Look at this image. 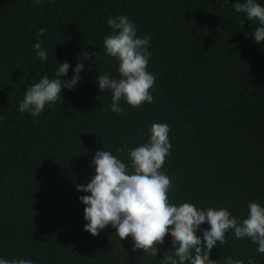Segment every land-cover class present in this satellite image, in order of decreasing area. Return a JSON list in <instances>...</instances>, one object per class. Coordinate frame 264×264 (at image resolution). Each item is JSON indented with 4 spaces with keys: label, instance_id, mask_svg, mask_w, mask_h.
Segmentation results:
<instances>
[{
    "label": "trees",
    "instance_id": "1",
    "mask_svg": "<svg viewBox=\"0 0 264 264\" xmlns=\"http://www.w3.org/2000/svg\"><path fill=\"white\" fill-rule=\"evenodd\" d=\"M233 2L0 0V256L35 264H161L172 251L171 233L157 255L132 250L131 237L120 240L110 225L91 235L77 199L87 193L75 188L93 174L97 149L127 163L128 148L147 139L154 121L172 125L162 167L172 175L174 199L227 206L239 217L247 201L264 204V43L251 36L258 21ZM116 14L150 36L147 68L155 75L153 101L133 107L121 99L123 113L109 109L111 92L96 80L119 75L102 45L111 31L106 19ZM38 37L47 50L43 63L32 48ZM82 51L90 57L76 86L62 87L37 116L18 111L29 83L51 78L64 59L74 66ZM209 255L216 264L229 256L264 264L250 238L231 232Z\"/></svg>",
    "mask_w": 264,
    "mask_h": 264
},
{
    "label": "clouds",
    "instance_id": "2",
    "mask_svg": "<svg viewBox=\"0 0 264 264\" xmlns=\"http://www.w3.org/2000/svg\"><path fill=\"white\" fill-rule=\"evenodd\" d=\"M227 4V0H221ZM34 4L41 0H33ZM236 12H244L251 22L258 21L251 36L257 43H264V2L262 0H234ZM110 33L104 36L103 51L117 61L118 76L108 72L96 75L100 91L111 92L109 109L123 113L119 103L123 99L133 107L144 102L151 103L155 75L147 68L152 52L150 36L138 35L135 23L127 14L110 15L106 19ZM38 32H46L40 27ZM35 56L41 63L47 60V50L40 38L33 43ZM77 55V62L70 65L67 59L60 61L50 78L39 76L23 91L18 111L31 116L40 114L45 106H51L61 96V89L76 86L85 69L84 60L89 52ZM95 55V53H94ZM72 67V76L67 77ZM61 77H66L63 81ZM0 119H3L0 116ZM171 122L154 121L148 129L144 142L127 150L128 162H124L111 150L97 149L90 160L93 174L86 183H77L81 194L77 199L83 204V230L91 235L111 226L121 239L131 237L132 250L146 249L147 253L160 252V246L171 233L172 247L161 258V264H216L210 258V250L217 243L225 242V234L235 238L248 237L256 245L258 253H264V204L257 200L247 201V214L234 215L227 206H197L191 201H177L170 194L174 181L170 172L162 166L171 151ZM208 227H201L203 224ZM0 264H35L24 258L7 259L0 256ZM223 264H244L241 259L226 257ZM248 264H254L250 258Z\"/></svg>",
    "mask_w": 264,
    "mask_h": 264
}]
</instances>
